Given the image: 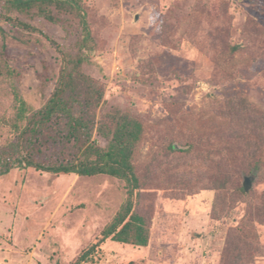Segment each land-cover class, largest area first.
<instances>
[{
    "label": "rangeland",
    "instance_id": "obj_1",
    "mask_svg": "<svg viewBox=\"0 0 264 264\" xmlns=\"http://www.w3.org/2000/svg\"><path fill=\"white\" fill-rule=\"evenodd\" d=\"M4 1L0 147L14 141L16 95L29 115L46 104L69 69L84 97L101 92L99 100L85 104L88 117L127 114L152 125L138 146L142 169L153 150L180 132L187 136L206 125L188 111L208 109L211 101L223 106L234 95L264 107V0L38 1L25 11L6 9ZM64 124V118L56 117L48 124L49 142L41 143L36 155L64 156L53 144ZM92 139L102 148L107 145L95 129ZM172 159L184 171L196 166L206 177L202 153ZM245 176L250 177L251 201L218 217L212 214L216 191L210 188L142 192L137 205L147 217L150 236L148 245L140 247L110 238L99 241L127 197L124 180L12 169L0 176V264H70L94 243V251L79 264H264V175ZM151 179L156 177L148 174L146 181ZM248 208L253 237L237 241L233 250L229 235L243 226Z\"/></svg>",
    "mask_w": 264,
    "mask_h": 264
},
{
    "label": "trees",
    "instance_id": "obj_2",
    "mask_svg": "<svg viewBox=\"0 0 264 264\" xmlns=\"http://www.w3.org/2000/svg\"><path fill=\"white\" fill-rule=\"evenodd\" d=\"M38 1L61 2L5 0L4 5L6 9L25 11ZM78 1L80 0H65L66 3L74 4ZM39 11L38 13H44L41 9ZM3 18L11 20L10 17ZM46 18L52 20L49 14H46ZM82 22L86 23L84 18ZM22 27L29 28L26 24H22ZM86 36L88 34L81 41L83 44L86 43L84 41ZM231 48L240 51L241 47L233 45ZM60 83L46 104L29 115L25 114L24 101L16 95L19 105L14 124L15 136L13 142L0 147V176L15 168H33L55 175L103 174L124 180L127 197L103 227L99 241L110 238L115 242L140 247L148 245L150 236L148 220L137 205L145 190L165 191L176 188L192 193L197 189H213L216 195L212 214L217 217L222 212L227 214L240 202H246L248 205L251 201L254 196L252 189L245 190L241 178L253 172H257L258 177L264 175V107L243 95H234L228 96L223 101V106L219 101H211L205 105L208 109L188 111L187 115L195 114L198 117L197 123L203 121L206 125L200 131L187 133V136L180 132L162 148L153 150L150 163L142 169L136 159L138 146L142 136L152 125L148 127L127 114L110 115L98 120L90 118L85 112V104L95 103L99 100L101 92H94L95 97L88 94L84 97L79 90L78 77L70 69ZM79 96L83 97V102L86 103L81 104ZM53 117L65 119L64 132L53 142L57 144V152L62 151L64 156L48 154L46 157H40L36 152L41 151V143L45 146L49 142L46 133ZM94 129L106 139V147L102 148L94 143L92 139ZM21 150L25 151V155ZM194 152L202 153L207 161V165L203 166L206 173L204 178L196 166L184 171L172 159L173 156L182 157ZM150 165H154L153 169H157L159 174L152 173ZM186 172L193 176L182 174ZM148 174H153L156 180L146 181ZM182 175L187 176L186 179ZM256 216L260 215L256 213ZM253 220L248 208L241 220L243 226L240 225L241 228H237L236 232L229 235V243L235 246L233 250H237V241L244 240L249 234L250 238L253 237ZM246 228H249V231H245ZM94 248L95 243L83 250L70 264H79L86 260ZM236 256L241 257L242 253L237 252Z\"/></svg>",
    "mask_w": 264,
    "mask_h": 264
},
{
    "label": "water",
    "instance_id": "obj_3",
    "mask_svg": "<svg viewBox=\"0 0 264 264\" xmlns=\"http://www.w3.org/2000/svg\"><path fill=\"white\" fill-rule=\"evenodd\" d=\"M243 186H244L245 190L250 189V187H251L250 177H247V176L244 177Z\"/></svg>",
    "mask_w": 264,
    "mask_h": 264
}]
</instances>
